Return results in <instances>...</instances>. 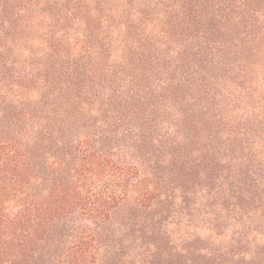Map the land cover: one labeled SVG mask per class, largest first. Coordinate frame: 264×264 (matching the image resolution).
I'll list each match as a JSON object with an SVG mask.
<instances>
[{"label":"trees","instance_id":"trees-1","mask_svg":"<svg viewBox=\"0 0 264 264\" xmlns=\"http://www.w3.org/2000/svg\"><path fill=\"white\" fill-rule=\"evenodd\" d=\"M34 64L73 65L87 79L78 93L98 78L99 99H134L174 142L202 145L205 185L157 220L180 224L165 227L172 262L264 264V0H0V91ZM118 128L77 133L72 169L42 193L24 145L0 142V264H98L99 237L73 229V213L109 221L131 194L138 210L171 196L93 147L97 135L119 141ZM129 129L130 147L158 140L141 120Z\"/></svg>","mask_w":264,"mask_h":264},{"label":"rangeland","instance_id":"rangeland-1","mask_svg":"<svg viewBox=\"0 0 264 264\" xmlns=\"http://www.w3.org/2000/svg\"><path fill=\"white\" fill-rule=\"evenodd\" d=\"M31 66L34 73L12 74L5 81L4 91H0V142L15 139L24 145L36 177L33 190L42 193L72 169L76 153L69 143L77 133L78 136L94 135L95 125L111 124L117 131L121 127L124 134L120 133L119 141L116 137L111 141L97 135L93 138V147L109 151L120 163L137 162L141 176L150 174L170 184L171 196L157 201L151 209L138 210L131 194L113 211L109 221L73 213L67 222L76 231L88 226L97 233L98 264H175L169 252L175 249L176 239L174 235H167L165 227L168 225L176 233L180 224L164 218L160 226L157 220L166 209L172 211L182 194L199 192L205 185L201 184L204 181L202 145L179 143L181 139L174 142L168 134L173 131H168L166 125L154 127L153 122L146 120V114L140 113L134 99L130 103L117 99L122 104L99 99L96 89L104 81L98 78L89 81L93 87L90 94L78 93L76 86L83 85L87 79H76L73 65ZM137 120L142 121L145 131L153 130L150 133L158 137V140H149L150 149L128 144L129 127ZM183 157L185 162L181 160ZM71 234L68 232L67 236ZM151 241L155 247L150 246Z\"/></svg>","mask_w":264,"mask_h":264}]
</instances>
